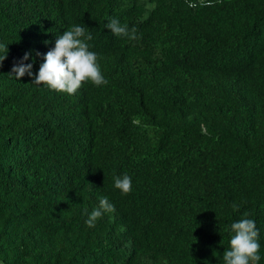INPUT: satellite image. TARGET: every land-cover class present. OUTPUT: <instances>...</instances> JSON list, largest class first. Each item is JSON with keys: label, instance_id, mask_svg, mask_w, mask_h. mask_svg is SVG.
<instances>
[{"label": "trees", "instance_id": "trees-1", "mask_svg": "<svg viewBox=\"0 0 264 264\" xmlns=\"http://www.w3.org/2000/svg\"><path fill=\"white\" fill-rule=\"evenodd\" d=\"M191 2L0 0V264H223L244 213L264 246V0ZM76 23L107 84L15 78Z\"/></svg>", "mask_w": 264, "mask_h": 264}, {"label": "clouds", "instance_id": "clouds-1", "mask_svg": "<svg viewBox=\"0 0 264 264\" xmlns=\"http://www.w3.org/2000/svg\"><path fill=\"white\" fill-rule=\"evenodd\" d=\"M189 7L195 4L186 0ZM115 36H124L129 39L136 38V30H129L127 24H122L118 18H110L105 25ZM93 34L83 24L76 23L57 34L54 47H51L43 56L38 72H33V63H25L32 56L31 52H25L21 61L13 65L12 72L19 79L25 75L33 77V84L45 86L49 89L75 94L86 82L96 86L107 84V79L101 70L98 53L91 50L90 41ZM45 43H50L46 41ZM8 54L7 44L0 43V63ZM39 54V53H38ZM114 187L123 194L132 191V177L127 173L114 177ZM99 206L87 212L85 221L89 226H94L97 219L105 212L114 210L115 205L107 196L98 197ZM233 208L238 205L233 204ZM231 235L229 247L223 253V264H259L264 259L260 242V228L255 219L244 213L240 219L233 220L229 229Z\"/></svg>", "mask_w": 264, "mask_h": 264}, {"label": "rangeland", "instance_id": "rangeland-1", "mask_svg": "<svg viewBox=\"0 0 264 264\" xmlns=\"http://www.w3.org/2000/svg\"><path fill=\"white\" fill-rule=\"evenodd\" d=\"M200 1H203V0H200Z\"/></svg>", "mask_w": 264, "mask_h": 264}]
</instances>
